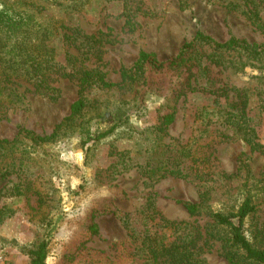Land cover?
I'll return each mask as SVG.
<instances>
[{
  "label": "rangeland",
  "instance_id": "374dc122",
  "mask_svg": "<svg viewBox=\"0 0 264 264\" xmlns=\"http://www.w3.org/2000/svg\"><path fill=\"white\" fill-rule=\"evenodd\" d=\"M16 3L0 0V9ZM230 3L243 7L241 0H188L183 6L137 0L129 7L131 28L118 1L90 0L73 13L50 8L37 16L64 18L67 27L93 38L77 52L56 32L51 46L60 63L77 54V67L101 72L111 87L88 89L87 108L75 117L70 107L78 83L57 75L50 83L56 93L20 83L22 97L0 103V141L12 143L0 149V161L12 162L11 174L0 177V264H29L30 251L43 241L45 264H148L130 257L139 242L129 232L141 235L148 200L164 218L199 228L206 264H228L209 213L237 208L248 195L256 212L242 230L264 246V0H256V23ZM198 32L218 43L244 41L249 51L193 41ZM140 52L154 55L156 65L136 66ZM171 113L172 124L158 133L160 119ZM170 139L200 152L197 146L204 145L212 174L231 176L209 184L207 202L196 182L169 175L151 182L143 175L140 166L151 159V148ZM198 204L196 213L187 212Z\"/></svg>",
  "mask_w": 264,
  "mask_h": 264
},
{
  "label": "trees",
  "instance_id": "16d2710c",
  "mask_svg": "<svg viewBox=\"0 0 264 264\" xmlns=\"http://www.w3.org/2000/svg\"><path fill=\"white\" fill-rule=\"evenodd\" d=\"M88 1L90 0H16V7L6 5L1 7L0 103L3 100L21 98L22 94L18 90L20 83L27 84L34 92L56 93V90L50 87V83L52 76L57 75L61 78L74 79L78 83L80 89L78 98L70 107V116L75 117L82 114L87 108L88 101L85 92L88 89L95 85L102 88L111 87L101 72L85 71L77 67V54L68 53L65 63H60L56 59L55 48L51 46V41H53L51 37L56 32L62 33L60 38L63 45L75 48L77 52L86 44H90V40L93 38L82 36L78 27H67L64 18L56 19L46 15L42 19H37L38 15L50 8L59 12L73 13ZM106 1H118L124 5L125 22L131 28L133 22L129 7L132 2L137 0ZM187 1L177 0L180 6L186 4ZM241 2H243V7L239 3H230L229 5L240 9L250 21L256 23L259 20L256 0H241ZM193 41L205 42L218 50L240 48L247 52L250 48L244 41L234 39L218 43L200 32L196 33ZM193 41L183 45L178 55L171 61L170 66L176 64L187 49H192ZM146 62L155 63V65L157 63L154 55L140 52L136 66ZM157 66L162 67L163 64H157ZM172 122V113L162 117L156 127L157 132L164 133V128ZM115 127L112 126L98 134L95 139L104 138L113 132ZM55 136V134L48 137L33 136V140L42 142ZM11 144L8 141H0V149ZM202 146H197L203 148V152H200L198 148L193 150L189 143L183 144L179 140L170 139L167 145L151 148V159L144 166H140V169L144 170L146 174L143 175L151 182H157L168 175L196 182L201 190L199 193L201 202H207L213 192V187L209 184L216 178L229 181L231 176L212 174L213 166L210 154L208 150H204L205 146ZM254 147L263 149L258 144H255ZM11 163L0 161L1 178L4 179L6 175L11 174ZM200 206L201 204L190 205L186 210L189 214H194ZM255 212L256 205L247 195L237 208L228 207L209 213L212 228L222 233L223 237L218 239L222 243L224 258L228 264H264V246L262 248L255 246L254 242L249 240L242 230L245 220ZM3 215L0 211V221ZM144 216V229L141 235L136 236L134 230H129L130 238L139 242V245L132 249L131 258L136 257L137 261L146 258L148 264H206L202 257V248L206 243V238L202 246H199L198 243L202 239V235L198 227L164 218L151 200L147 201ZM123 221L128 223L127 218H123ZM90 230L96 233L95 226H92ZM205 234L206 232H204ZM206 236L208 235L206 234ZM47 252L48 243L43 241L30 251L29 264H45Z\"/></svg>",
  "mask_w": 264,
  "mask_h": 264
}]
</instances>
